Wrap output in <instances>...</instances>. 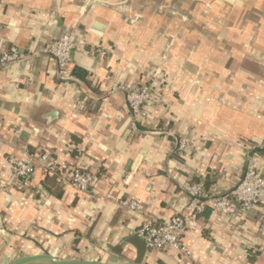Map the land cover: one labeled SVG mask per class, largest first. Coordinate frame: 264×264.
Wrapping results in <instances>:
<instances>
[{
    "label": "crops",
    "instance_id": "0c3cea01",
    "mask_svg": "<svg viewBox=\"0 0 264 264\" xmlns=\"http://www.w3.org/2000/svg\"><path fill=\"white\" fill-rule=\"evenodd\" d=\"M83 1L0 0V55L24 56L0 65V257L126 264L134 251L119 257L106 244L146 216L185 212L187 184L224 193L249 164L264 179V153L241 146H264V0L190 1L186 16L166 1ZM66 32L79 42L63 80L41 49ZM142 82L154 85L146 120L132 115L123 91ZM181 138L189 140L182 153ZM44 151L62 170L92 173L90 190L40 169L28 182L11 174L8 158ZM131 197L144 214L117 204ZM183 240L191 259L147 251L142 264H264V191L242 219L203 212Z\"/></svg>",
    "mask_w": 264,
    "mask_h": 264
},
{
    "label": "built area",
    "instance_id": "2783aa9c",
    "mask_svg": "<svg viewBox=\"0 0 264 264\" xmlns=\"http://www.w3.org/2000/svg\"><path fill=\"white\" fill-rule=\"evenodd\" d=\"M79 36L75 32H66L55 37L48 43L41 53L51 57L57 66L59 78L68 79L67 67L71 63L72 53L78 45ZM24 56L12 49L0 55V65L16 62ZM128 108L132 115L139 120H146L149 116L148 105L154 99V85L142 82L137 86L123 88ZM189 146V140L181 138L177 142V150L182 153ZM248 150H263L264 146L241 144ZM11 174L26 182L35 173V169L42 170L46 175L55 176L60 183L76 192L85 193L95 182V176L84 171L80 166L62 170L49 152L26 154L25 159L10 157L7 160ZM188 203L185 212L175 214L168 220H161L154 216H146L144 221L134 230L133 235L141 238L147 251L169 252L175 251L185 260L192 258L191 250L184 243L186 231L205 210L210 209L219 217L242 219L248 211L261 202L264 191V179L253 164H249L242 179L231 190L217 195H206L200 183H189L185 186ZM117 204L130 212L143 213V202L138 198L119 200Z\"/></svg>",
    "mask_w": 264,
    "mask_h": 264
},
{
    "label": "water",
    "instance_id": "95a60500",
    "mask_svg": "<svg viewBox=\"0 0 264 264\" xmlns=\"http://www.w3.org/2000/svg\"><path fill=\"white\" fill-rule=\"evenodd\" d=\"M85 4L99 3L101 5H107V2L98 0H84ZM136 20L140 19L138 15L135 17ZM134 18V19H135ZM93 28L97 31H102L103 26L98 23H93ZM132 249L134 251V258L131 262L126 264H142L145 258L147 249L141 238L131 234L122 239L117 245L112 246L106 244L108 252L121 257L126 249ZM6 264H109L103 260L86 259L80 257H54L48 253H36L32 255H25L17 257ZM111 264V263H110Z\"/></svg>",
    "mask_w": 264,
    "mask_h": 264
},
{
    "label": "rangeland",
    "instance_id": "374dc122",
    "mask_svg": "<svg viewBox=\"0 0 264 264\" xmlns=\"http://www.w3.org/2000/svg\"><path fill=\"white\" fill-rule=\"evenodd\" d=\"M136 1H143V0H136ZM158 1V3L160 2H170V6L174 7L175 5L179 4V7H178V13L181 15V16H186L187 14V10H188V7H187V3L192 1V2H196L197 4L198 3H203L205 1H209V0H156ZM1 253V252H0ZM43 253V252H41ZM17 254L14 256V257H10V258H5V257H0V263L3 261H8V259H15L17 258ZM21 257V256H20Z\"/></svg>",
    "mask_w": 264,
    "mask_h": 264
},
{
    "label": "trees",
    "instance_id": "16d2710c",
    "mask_svg": "<svg viewBox=\"0 0 264 264\" xmlns=\"http://www.w3.org/2000/svg\"><path fill=\"white\" fill-rule=\"evenodd\" d=\"M77 76H79L78 75V73L76 74ZM82 78H84V76H85V73H82V75H80ZM144 129V128H143ZM175 152H173V154L171 155V157H174V158H176V159H178V160H180L181 158L178 156V152H177V150H176V146H175V150H174ZM257 152H261V153H264V151L263 150H256ZM36 170H38V169H35V171ZM47 176V175H46ZM48 177V176H47ZM203 186V185H202ZM204 189V188H203ZM204 213L205 212H212L210 209H205L204 211H203ZM202 212V213H203ZM202 213L198 216L199 218L202 216Z\"/></svg>",
    "mask_w": 264,
    "mask_h": 264
}]
</instances>
